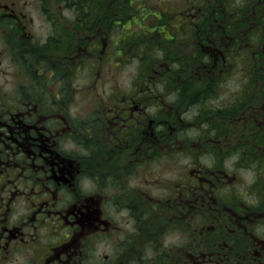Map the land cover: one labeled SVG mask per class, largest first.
<instances>
[{
	"label": "flooded vegetation",
	"instance_id": "1",
	"mask_svg": "<svg viewBox=\"0 0 264 264\" xmlns=\"http://www.w3.org/2000/svg\"><path fill=\"white\" fill-rule=\"evenodd\" d=\"M89 2L0 0V264H264V0H185L128 86Z\"/></svg>",
	"mask_w": 264,
	"mask_h": 264
},
{
	"label": "rangeland",
	"instance_id": "2",
	"mask_svg": "<svg viewBox=\"0 0 264 264\" xmlns=\"http://www.w3.org/2000/svg\"><path fill=\"white\" fill-rule=\"evenodd\" d=\"M123 1V15L127 16L129 13L133 12L134 15L128 16L122 23H119L118 25L114 26L113 32H112V38H115L116 36L123 35L122 39L120 40L121 43L124 45L125 51H122L121 53L126 57L128 54L127 51H134L137 50V52H140L142 55L139 57H135L134 59H130L128 62L122 61L119 64L112 59L109 64H114V67L111 68L112 71L106 72V68L103 69V73L110 76L111 74L114 75V80H118L123 82L126 86L129 85L131 82V79L134 78V75L136 74L135 70L137 68L136 65H138L141 61V58H145L147 54L153 52L155 49H153V44L150 45V47L146 46L147 43L150 41L149 39L152 38V33L150 30H152L155 26L156 28H160L162 25H164V21H171L174 22L173 24L175 26H180V19L181 14L177 13L178 11L182 10L185 7V0H168V9H171L173 13H170L171 17H168L163 20H157L155 19V14L163 15V10L166 8V4L164 3V0H122ZM60 1H56L55 5H48L50 8V11L54 15H59V12L64 14L65 16H72L74 15L73 11L69 10L67 7L59 8ZM89 0H76V15H82L84 16L88 10H89ZM170 11V10H169ZM169 16V14H168ZM166 17V16H165ZM171 18V19H170ZM43 21L42 26L45 28H48L47 20L45 19L44 15H41V20ZM157 21L159 23H157ZM36 25L39 23V21L35 22ZM124 26V28H123ZM43 29L42 31H44ZM101 30V29H99ZM158 29L153 31V34ZM114 39H111L113 42ZM177 44H175V47ZM174 47V46H173ZM149 48V49H148ZM182 49V47H181ZM160 51V50H159ZM127 52V53H126ZM130 54V53H129ZM116 66H118V70H116ZM107 79V77H106ZM109 83H106L105 85H101L99 87V92L101 94H105V91L109 90ZM251 178L247 177V180H250Z\"/></svg>",
	"mask_w": 264,
	"mask_h": 264
}]
</instances>
